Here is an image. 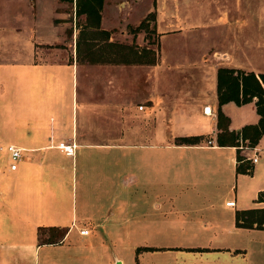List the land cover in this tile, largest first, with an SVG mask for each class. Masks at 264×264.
I'll use <instances>...</instances> for the list:
<instances>
[{"label":"crops","instance_id":"obj_1","mask_svg":"<svg viewBox=\"0 0 264 264\" xmlns=\"http://www.w3.org/2000/svg\"><path fill=\"white\" fill-rule=\"evenodd\" d=\"M98 13L78 11L77 0H0V94L22 79L23 95L40 96L23 108L29 130L8 141L26 150L22 165L0 168V264H123L114 240L132 237L142 241L132 244L131 264H264V225L236 222L237 211L264 207V130L254 145L252 130L242 132L259 122L256 97L222 103L220 122L217 113L218 68L264 73V0H102ZM142 20H151V39L134 30ZM88 29L134 51L136 62L118 64L143 73L141 103L116 96L123 88L113 83L111 60L102 102L90 98ZM220 133L235 134L236 144H219ZM60 140L77 143L74 155ZM177 189L199 197L179 224L191 241L152 242L172 238L165 229L175 224L151 217L131 223V235L129 194L157 191L139 208L167 218ZM97 231L112 241L107 253L93 247Z\"/></svg>","mask_w":264,"mask_h":264},{"label":"rangeland","instance_id":"obj_2","mask_svg":"<svg viewBox=\"0 0 264 264\" xmlns=\"http://www.w3.org/2000/svg\"><path fill=\"white\" fill-rule=\"evenodd\" d=\"M147 0H142V5H145ZM151 18L150 15H148V19ZM79 23H83L81 19L77 20ZM151 20H149L147 23H150ZM149 28V27H148ZM150 31V30H149ZM83 34L88 35L95 39L94 41L90 42V48L88 55L92 56L94 61L96 62V65L92 66L88 69L92 78L91 81L93 84V87L95 91L91 94L90 98H93L94 101L102 102V87L104 84V76L106 71L110 67H104V61L105 60H111L117 64H115V67L110 70L112 72L113 76V83L115 84L116 88H123L121 91L122 94L116 95L118 98H126L125 100L128 102L133 103H141L139 100L141 97L142 89L145 84V80L143 77V73L134 67L133 65L128 66H121L118 64L122 62L123 58L126 59H133L131 62L134 61L136 54L133 50H130V48L126 47L125 44L127 43H117V42H107L102 41L103 34L98 31H91V29L84 30ZM80 35H82V32H80ZM146 36L149 37V39L154 36L152 33L147 34ZM136 50V49H134ZM140 55H143L140 54ZM121 76V79H119V74ZM70 75V73H69ZM16 90L15 92L9 94V95H3L0 94V168H3L8 162H9V156L7 153V150L2 147L4 144L8 143V141H13L15 138H20V136L23 133H26L29 129L26 127H22L21 124L25 122L24 116L27 115V111L23 110V108H27L28 104H31L35 102L37 99H39V92L36 90L33 94H25L23 95V90L26 91V88H29L26 84L22 83V79L18 80L16 79L15 82ZM20 86V91H17L18 87ZM37 86H33V88L30 89H36ZM127 88V89H126ZM77 105V106H76ZM20 109V110H17ZM232 112L235 117V121L241 119L243 111L240 109H237L236 107H232ZM74 114L78 116V122L79 124L82 122L83 112L81 108V104L78 102L77 104H74ZM17 116H19L17 118ZM117 124V123H116ZM114 130H118V126H114ZM23 153H26V150L23 151ZM19 166L22 165V160L18 162ZM157 191H148L143 195V193L140 192H133L132 194H129L131 196V199H128L132 203V205H128L125 208L126 215L130 219L128 222V228L132 223V226H135L134 221L141 217H151V218H158V219H170L174 221L175 227H171L169 229H165L167 232H171L173 234L172 238L163 240V239H152V242H165L169 240L168 242H176V243H186L190 242L191 240H188L186 238V235L184 233V230L179 227V224L182 220L188 221V218L185 216L186 211L190 210L189 208V202L190 201H196L198 200V196L195 194V192L191 191H185V190H173L172 192H169L171 195V200H175L173 202L174 208L173 211H169V215L166 218L163 216V211L152 209L151 207L148 208H139L142 203H146V201H150L154 199ZM158 197L161 198L162 196L159 195ZM157 198V199H159ZM79 199V196H78ZM134 204H136L138 207H136ZM144 210V211H143ZM141 212V214H140ZM178 225V226H177ZM131 226L128 230L131 232V235L137 234L136 231H134ZM2 227V226H1ZM97 236L94 237V245L93 247L98 250L101 253H107V251L112 247V241L110 247L108 246V238L105 237L103 232L97 231ZM134 241L141 242L142 239H137L135 237L132 238H125L124 240L118 241L114 240V246L113 249L119 251L122 253V255L125 258V262L123 264H131L132 262V253L131 248ZM197 241V240H195ZM200 241V240H199ZM143 248L147 249L148 246H138V249ZM106 257V256H105Z\"/></svg>","mask_w":264,"mask_h":264},{"label":"trees","instance_id":"obj_3","mask_svg":"<svg viewBox=\"0 0 264 264\" xmlns=\"http://www.w3.org/2000/svg\"><path fill=\"white\" fill-rule=\"evenodd\" d=\"M101 5L102 0H77L78 11H86L87 15H91V13L94 12L97 19L99 18L98 12ZM150 17H152V14H150ZM141 29L144 30L146 34L152 32V29L148 28L146 20H142L134 28L136 31ZM258 75L259 76L253 71H244L242 69L230 67H220L218 68L217 73L218 122H220L221 118L224 116L221 111L222 103L233 100L240 104L256 97V110L260 114L259 122L253 125H246L242 128L245 137H247V134L245 133L246 129L249 128L252 130V133L248 136L250 145H254L258 141L264 130V73H259ZM186 140L187 138H178V141L180 142ZM227 140H229V143H226ZM218 142L219 144H236V135L231 133L230 138H225L223 133H220L218 136ZM238 158H241L239 154ZM245 170L246 168L238 167V171ZM259 198L264 199V193H260ZM236 222L238 225L244 226H253L254 223H256L257 226L264 225V207L237 211Z\"/></svg>","mask_w":264,"mask_h":264},{"label":"built area","instance_id":"obj_4","mask_svg":"<svg viewBox=\"0 0 264 264\" xmlns=\"http://www.w3.org/2000/svg\"><path fill=\"white\" fill-rule=\"evenodd\" d=\"M138 107L140 109H142L143 105L139 104ZM203 112L206 114H211V112H212L211 106L209 104L205 105L203 107ZM56 146L59 147L60 149H62V151L66 155L72 156L75 153L77 143L74 140H71L69 142L64 141V140H60V141H58ZM2 147H4L7 150V153L9 156V167L11 169H15L18 165V162L24 158L25 153H23V151H25V149L21 146L16 145L15 143H12V142H8V143L4 144V146H2ZM251 158H252V160H256L257 157L252 156ZM226 204L227 205H234V200H228V201H226ZM80 232L81 233H87L88 229L82 228L80 230Z\"/></svg>","mask_w":264,"mask_h":264}]
</instances>
